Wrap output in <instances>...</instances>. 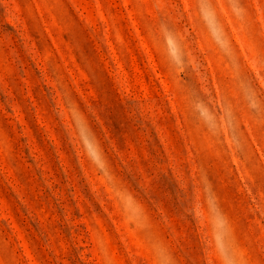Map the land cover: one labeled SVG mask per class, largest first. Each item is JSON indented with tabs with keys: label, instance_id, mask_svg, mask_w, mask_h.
Segmentation results:
<instances>
[{
	"label": "rangeland",
	"instance_id": "374dc122",
	"mask_svg": "<svg viewBox=\"0 0 264 264\" xmlns=\"http://www.w3.org/2000/svg\"><path fill=\"white\" fill-rule=\"evenodd\" d=\"M0 264H264V0H0Z\"/></svg>",
	"mask_w": 264,
	"mask_h": 264
},
{
	"label": "clouds",
	"instance_id": "9594fccd",
	"mask_svg": "<svg viewBox=\"0 0 264 264\" xmlns=\"http://www.w3.org/2000/svg\"><path fill=\"white\" fill-rule=\"evenodd\" d=\"M74 126L75 121L73 119ZM81 146L84 149L85 155L95 164H97L99 167L100 164L98 163L99 161V154L97 151V145H94L92 140H90L86 135L81 137ZM101 171H103V167H101Z\"/></svg>",
	"mask_w": 264,
	"mask_h": 264
}]
</instances>
